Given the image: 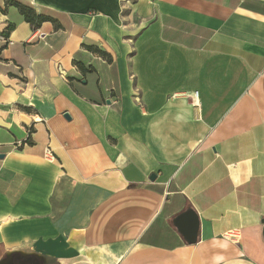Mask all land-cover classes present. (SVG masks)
Wrapping results in <instances>:
<instances>
[{"label":"crops","instance_id":"crops-1","mask_svg":"<svg viewBox=\"0 0 264 264\" xmlns=\"http://www.w3.org/2000/svg\"><path fill=\"white\" fill-rule=\"evenodd\" d=\"M1 154L0 262L264 264V0H0Z\"/></svg>","mask_w":264,"mask_h":264},{"label":"water","instance_id":"water-1","mask_svg":"<svg viewBox=\"0 0 264 264\" xmlns=\"http://www.w3.org/2000/svg\"><path fill=\"white\" fill-rule=\"evenodd\" d=\"M63 115L67 119L70 118L68 113H64ZM18 117L23 124L25 125L31 124V119L25 113H20ZM0 157H2V154L0 155ZM262 222H264V219L262 220ZM174 223L177 226L178 230L182 232V234L185 236V239L188 243L196 242L197 232L199 228V221L197 218V214L196 212H194L193 209H188L183 213L179 214L175 218ZM263 238H264V227H263ZM0 264H14L13 257L6 256L3 260H1Z\"/></svg>","mask_w":264,"mask_h":264},{"label":"built area","instance_id":"built-area-1","mask_svg":"<svg viewBox=\"0 0 264 264\" xmlns=\"http://www.w3.org/2000/svg\"><path fill=\"white\" fill-rule=\"evenodd\" d=\"M11 43V42H9ZM194 96H196V92L194 93ZM194 98V97H193ZM192 98V103L193 104H196V102L194 101V99ZM43 157L46 159V160H52L53 159V155H52V152H51V149L49 147H46L44 149V152H43ZM233 232H230L228 233L227 235H232Z\"/></svg>","mask_w":264,"mask_h":264}]
</instances>
